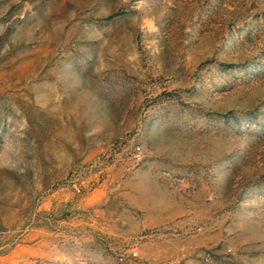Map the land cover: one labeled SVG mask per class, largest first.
I'll return each instance as SVG.
<instances>
[{
    "label": "rangeland",
    "instance_id": "rangeland-1",
    "mask_svg": "<svg viewBox=\"0 0 264 264\" xmlns=\"http://www.w3.org/2000/svg\"><path fill=\"white\" fill-rule=\"evenodd\" d=\"M0 264H264V0H0Z\"/></svg>",
    "mask_w": 264,
    "mask_h": 264
}]
</instances>
